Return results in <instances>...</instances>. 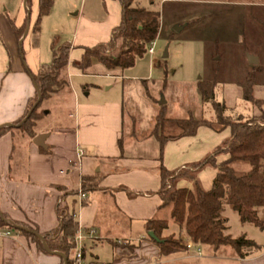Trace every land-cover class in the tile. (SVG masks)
<instances>
[{
  "label": "crops",
  "instance_id": "crops-1",
  "mask_svg": "<svg viewBox=\"0 0 264 264\" xmlns=\"http://www.w3.org/2000/svg\"><path fill=\"white\" fill-rule=\"evenodd\" d=\"M105 5V16L99 21L85 17L83 9L72 0H53L50 10L40 19L43 26L62 9L66 16H75L73 37L63 42L70 45L67 94L73 102V113L69 110L67 115L74 118V126L52 127L43 141L46 144L43 150L33 142L34 138L17 133V129L0 136V216L4 213L8 220L27 223L41 233H48L59 224L56 206L65 203L75 214L78 228L86 234L83 243L87 260L113 264H179L182 253L163 257L147 236L146 222L161 219L166 222L161 236L174 235L189 241L184 224L177 225L171 218L170 205L162 204L158 194L161 185L158 168L162 164L172 171L189 169L205 190L210 189L216 168L227 159V154L222 152L216 156L215 167L205 166L195 171L190 165L212 154L230 137V128L200 126L195 134L169 139L161 148L151 133L156 115L154 104L146 124L141 126L135 115L125 120L126 112H135L131 98L125 100L123 92L117 97L107 95L112 85L83 86L84 93L80 95L73 78L86 74L74 63L81 59L85 47L108 42L121 20L119 0H105ZM37 16L38 0H0V42L6 51L4 56L0 55V126L12 124L23 115L28 100L35 94L31 74H36L42 64L52 59V51L47 62L39 47L33 45L31 36L37 33L32 27ZM11 20L16 28L25 24L18 40ZM94 65L106 70L105 74H99L102 78L122 77V69L118 67L108 69L92 58L91 66ZM257 68L258 80L263 67ZM256 85L257 81L253 96ZM254 98L260 101L264 114V97ZM232 166L237 174H244L250 168L244 161ZM83 177H86L84 190ZM176 187L192 189L193 181L181 176ZM80 192L85 194L82 199ZM224 206L231 208L228 204ZM222 210L220 217L227 222ZM257 211L264 221V207ZM248 224L239 220L238 236L251 239L247 236ZM260 233L264 230L260 229ZM251 240L262 247L257 238ZM203 246L208 247L211 258H216L215 254L223 248H230L224 249L232 250L224 259L231 264H264V248L240 258L229 245H221L214 251L212 246L200 244L201 254ZM62 261L57 254L39 251L19 229H0V264H61Z\"/></svg>",
  "mask_w": 264,
  "mask_h": 264
},
{
  "label": "rangeland",
  "instance_id": "rangeland-1",
  "mask_svg": "<svg viewBox=\"0 0 264 264\" xmlns=\"http://www.w3.org/2000/svg\"><path fill=\"white\" fill-rule=\"evenodd\" d=\"M72 1L83 9L85 17L103 20L105 0ZM131 5L159 12V29L153 40V52L150 54L146 50L137 57L132 66L122 69L120 78H102L99 74H105L106 70L98 65L90 66L86 76L73 78L80 95L84 93L83 86L96 83L102 87L104 83L112 85L107 95L117 97L123 92L125 100L131 98L135 112H126L125 120L135 115L141 126L151 115L153 104L156 115L159 113V103L163 100L162 109H165L166 117L164 134L167 137L180 132L175 120L190 115L210 121L213 128L218 127L212 102L201 98L197 87L199 81L214 83V101L225 105V115L241 114L246 118L258 113L257 106L242 97L241 83L248 70L262 66L254 96L264 97V0H131ZM47 21L43 26L40 24V32L32 35L31 39L43 53L42 58L46 56L45 60L49 62L52 49L66 40L71 41L75 16H66L62 9ZM176 26H181V29L176 30ZM117 49L118 45H115L110 53H115ZM164 52L166 57H162ZM5 53L0 42V55ZM251 53L256 54L257 64L249 63ZM39 109L48 110L36 128L45 138L52 127L73 128L75 120L67 115L69 110L73 113V102L67 92L54 95L49 100L43 99ZM16 132L20 133L18 129ZM16 140L19 139L15 138L17 143ZM222 214L228 218L224 233L237 237V213L223 206ZM246 229L249 232L247 236L260 240L263 249L264 233L250 223ZM207 249L203 246L200 256L190 251L182 253L183 257L178 262L231 264L224 259L225 254L232 251L224 249L230 248L220 250L215 254L216 258L209 257Z\"/></svg>",
  "mask_w": 264,
  "mask_h": 264
},
{
  "label": "trees",
  "instance_id": "trees-1",
  "mask_svg": "<svg viewBox=\"0 0 264 264\" xmlns=\"http://www.w3.org/2000/svg\"><path fill=\"white\" fill-rule=\"evenodd\" d=\"M121 4V20L106 43H100L93 47H85L79 61L74 66L83 73L91 66L92 58L103 64L108 69H124L134 64L135 59L147 50V45L152 42L159 29V12L144 7L132 6L131 0H119ZM53 0H38V16L33 24L32 31L38 33L40 30V19L47 14L52 6ZM13 32L17 40L22 35V28H16L11 20ZM118 45L115 53L110 49ZM70 45L63 43L56 49H52V59L47 64H42L36 74H31L35 87V94L27 102L23 115L14 121L11 126H0V136L6 132H14L18 129L22 134L34 138L39 121L42 120L48 110L44 112L39 109L41 101L49 100L54 95L67 92L69 87L67 76V64ZM25 70L29 72L26 68ZM258 68L250 69L241 87L242 97L252 102L259 109L258 113L250 117L241 114L225 115V105L214 101V83L201 82L197 87L203 101H211L216 115V122L220 127L230 128V137L226 139L212 154L202 160L192 163L193 170L202 169L205 166H216V156L226 153L227 159L220 162L216 168V177L210 189L205 190L193 172L189 169L172 171L166 169L162 164L158 168L161 185L158 194L163 205H170V215L173 221L182 226L187 237L194 244H207L216 251L221 245H229L233 251L244 258L251 251L260 250V246L244 235L229 237L224 233L226 220L220 217V211L224 204H228L237 213L242 223H250L264 230V221L259 217L257 209L264 207V114L260 109V101L253 96V87L257 81ZM38 92L40 100L34 107ZM165 104V103H164ZM164 104H159L161 110L156 115L151 133L157 138L162 148L169 140L182 135H193L200 126H212L210 121L194 119L192 116L175 120V125L180 132L171 137L164 134L166 122ZM30 112L28 118L22 122ZM41 150L46 148L39 146ZM244 161L250 165L244 174H237L232 164ZM186 176L193 181V188L176 187L179 177ZM85 179L82 178V189L85 188ZM59 224L48 233H41L36 227L27 223L8 220L6 214L0 216V229H18L14 225L22 226L28 230L19 232L35 244L36 248L48 253L44 248L45 243L49 251H58L65 255V264H70L74 249V237L78 232V223L75 214L69 210L65 203L56 206ZM146 230L152 231L157 239L148 238L157 245L160 255L168 257L175 253H185L187 248L180 237L161 236L166 222L154 219L146 222ZM42 236V240L35 234ZM43 241V242H42ZM63 264V261L62 263Z\"/></svg>",
  "mask_w": 264,
  "mask_h": 264
},
{
  "label": "built area",
  "instance_id": "built-area-1",
  "mask_svg": "<svg viewBox=\"0 0 264 264\" xmlns=\"http://www.w3.org/2000/svg\"><path fill=\"white\" fill-rule=\"evenodd\" d=\"M153 45L154 42H150L148 47H147V51L148 53H152L153 52ZM85 194L83 192L79 193V197L80 199L84 198ZM93 231H91V233H89V235L92 236ZM86 234L82 232L81 229H78L77 234L74 237V249H73V253L71 256V262L70 264H113V262L111 261H105V260H87L85 257V248H84V238H85ZM185 246L187 248L188 251L197 254V255H201V248H200V244H194L192 241H188L185 242Z\"/></svg>",
  "mask_w": 264,
  "mask_h": 264
},
{
  "label": "water",
  "instance_id": "water-1",
  "mask_svg": "<svg viewBox=\"0 0 264 264\" xmlns=\"http://www.w3.org/2000/svg\"><path fill=\"white\" fill-rule=\"evenodd\" d=\"M175 29H176V30H180V29H181V26H176ZM166 56H167V53L164 52V53L162 54V57H166ZM248 61H249V63H251V64H255V63L257 62V59H256V57L249 55V56H248ZM40 97H41V96H40V93L38 92L37 100H36V102H35L34 105H33L34 107H35V106L37 105V103L39 102ZM164 103H165V102L162 100L159 104H164ZM30 112H31V111H29V113L24 117V119L22 120V122H24V121L28 118ZM11 125H12L11 123H5L3 126H11ZM44 139H45V136H44L43 134H39V135H36V136L34 137L33 142H34L36 145H38V146H42V145H43V141H44ZM14 226H15L16 228L20 229V230H28V229H26V228H24V227H22V226H19V225H14ZM28 231H29V230H28ZM33 233H35V232H33ZM35 234H36V233H35ZM36 235H37L41 240L43 239L41 235H39V234H36ZM148 235H149V237H151V238H153V239H157L156 236L154 235V233H153L152 231H148ZM42 242H43V241H42ZM43 245H44V248L47 250L48 253H54V254H57V255H59L60 257H62L63 264H65V260H66L65 255H63L61 252H58V251H49V250L47 249V247H46V245H45L44 242H43Z\"/></svg>",
  "mask_w": 264,
  "mask_h": 264
}]
</instances>
